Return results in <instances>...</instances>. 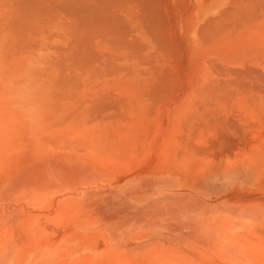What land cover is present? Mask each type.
Listing matches in <instances>:
<instances>
[{"label":"bare ground","instance_id":"obj_1","mask_svg":"<svg viewBox=\"0 0 264 264\" xmlns=\"http://www.w3.org/2000/svg\"><path fill=\"white\" fill-rule=\"evenodd\" d=\"M0 82L11 106L26 109L37 142L44 139L46 128L39 94L45 98L51 92L49 98L64 111L58 115L70 128L77 127L74 133L68 131L83 145V152H60L67 157L104 158L99 150L106 144L96 134L97 125L101 129L105 124L108 137L118 120L123 124L114 127L123 134L113 138L119 147L132 146L139 163L143 158L153 162L155 147L148 148L143 139L154 144L162 138V124L168 126L164 131L171 129L156 147V166L137 169L141 175L174 170L197 180L233 166H249L259 175L264 168V0H0ZM118 111L122 121L116 118ZM151 116L159 121L160 131L148 138L142 125ZM81 122H93L86 127L89 136ZM66 136L57 142L64 143ZM228 199L234 197L218 200ZM60 205L54 230L28 239L19 256L10 254V263L28 258L27 264H104L90 256L75 260L80 251L90 249L108 252L104 258L116 262L110 264H232L241 254L231 249L233 244L247 233L264 234L263 204L258 212L246 208L251 221L219 215L201 226L218 239L192 231L202 248L182 243L181 233L172 245L147 242L151 225L118 235L113 223L87 216L80 204L73 213ZM40 220L47 230L50 224ZM10 241L13 245L6 249L15 251L16 238ZM138 241L145 247L137 258L118 249ZM252 254L250 260L256 252Z\"/></svg>","mask_w":264,"mask_h":264},{"label":"rangeland","instance_id":"obj_2","mask_svg":"<svg viewBox=\"0 0 264 264\" xmlns=\"http://www.w3.org/2000/svg\"><path fill=\"white\" fill-rule=\"evenodd\" d=\"M116 90L120 89L116 88ZM2 91L0 82V264H12L9 262L10 254L13 253L19 256L28 239H33L42 233H49L54 230L60 218L58 204L68 208L70 213H73L80 204L84 207V213L87 216H99L105 222L113 223L118 235H120V232L127 234L135 229H148L147 226L151 225L150 227L154 230L146 238L147 242L157 240L158 242H163L159 243L161 245L165 243L172 245L176 243V236L181 233L182 243L195 244L199 248L204 246L199 237L192 234L195 230H200L201 233L215 239L219 237L214 231L209 233L201 229V226L215 222L214 217L225 215L235 221H251L248 218L250 211L246 208L256 212L263 208L264 168L261 169L262 172L260 171L259 175V171H255L249 166H235L236 168L233 166L234 168L231 167L226 171L207 174L197 180L190 179V174L188 173L174 170L173 172L168 171L165 173L151 170L149 173H143L142 175L141 173H136L139 168L156 166L157 158L160 156L158 153L160 150L156 147L162 142L161 139L169 137L171 130L169 127V132L168 130L164 131V128L167 127L168 129L166 124H162V138L154 141V144L151 143L150 139H143V142L147 143L148 148L150 144L155 147L153 152H150L153 161L151 163H148L145 158L139 163L138 158L134 156L135 153L131 151L132 146L119 147L116 137L114 136L115 138H113L115 133L117 137L123 134L122 128L115 129V127H118L117 123L119 126L123 124L118 120L114 125L115 127H111L110 134L114 132L113 135L108 137L105 124L101 125V129L104 127L105 130H101L97 125L98 132L96 134L101 136L99 140L104 141L103 143L106 144L99 150L106 155L104 158L91 157L88 160L79 157H67L61 153L63 151L83 152L81 151L83 150V145L79 138H76L78 139L77 141L73 138L76 135L72 133H74L75 129L77 130V127L70 128V123L63 122L64 116L58 115L59 112L64 113V111L55 99L49 98L51 92H45V98L39 94V99L42 100L43 105L41 117L45 119L44 126L46 128H43L41 132V138H44V141L39 139L37 142V140L34 141V137L31 134L32 123L28 122L26 109L23 106L22 108L12 107L11 101L6 98ZM116 92H119L118 95L121 94L120 91ZM44 101L45 103L47 101V103L45 104ZM49 101L53 106H48L50 105ZM52 103L57 106L54 107ZM119 115L118 111L116 118ZM120 118L122 119V117ZM120 118L117 119L122 121ZM60 119L62 122H58ZM91 119L90 121H92ZM47 120H52V123ZM87 120L89 121V117L85 121ZM98 120V118L95 119V121ZM145 120L147 122L142 125L144 134H149V136L147 135L148 138L151 135L154 136L155 133L159 134V121L152 116ZM57 123L59 124L56 125ZM89 123H80L81 129L82 124L85 127L82 132L87 136H89V133H85L87 131L86 127L93 125V122ZM150 126L152 127L150 128ZM122 127L125 126L123 125ZM47 131L48 133H45ZM59 131L66 132L60 134ZM54 132H58L59 135ZM54 134L58 138H55ZM63 134L65 135L62 137ZM66 134L68 135L66 136ZM59 136L61 141H63L65 136L70 141L65 138L64 143H60ZM51 138H53L54 142L60 143L59 146L56 143L49 144L53 142ZM49 139L51 140L50 142H48ZM56 139H59L58 142ZM106 139H108L107 142ZM32 141L34 142L32 143ZM62 144L66 147L65 150L61 146ZM109 144L113 152H109L106 148ZM54 145L56 148H54ZM52 153L53 155H50ZM56 153L59 154V157L54 156ZM61 156L67 158L63 159ZM110 158H114V160ZM193 166L194 164L190 163L189 169L191 171ZM220 196L222 198L225 196L234 197V199H228L229 202L227 200L222 202V200H218ZM51 201H54L52 207L50 206ZM41 218L48 221H45L46 224H50L48 225L49 231L45 229V224L43 221V223L41 222ZM138 224L137 228L131 226L135 225L136 227ZM52 226L54 227L52 228ZM239 231L242 232V230ZM194 233L196 234V232ZM235 233L234 231L231 234ZM247 234L253 236L250 238L246 235L244 240L232 245L231 249L234 252L242 254L237 260L233 259L231 261L232 264L236 261L237 264H258L260 261L259 264H264V241L262 242L264 234ZM10 238L13 239V242L14 238H16L15 251L6 249L8 243L12 242ZM12 245L13 243H11L10 247ZM144 247L145 243L138 241L136 243L122 244L118 246V249L129 257L137 258L143 254ZM252 251L256 252V254L253 260H250L253 256ZM107 253L98 254L90 249H84L76 255L75 260H80L83 256H90L92 258L90 259L91 261L99 259L104 264L116 263L110 258L108 260L104 258ZM18 262L19 259L16 264ZM27 262L28 258L24 259L21 264H27Z\"/></svg>","mask_w":264,"mask_h":264},{"label":"crops","instance_id":"obj_3","mask_svg":"<svg viewBox=\"0 0 264 264\" xmlns=\"http://www.w3.org/2000/svg\"><path fill=\"white\" fill-rule=\"evenodd\" d=\"M39 106H40V104H39ZM39 106H38V107H39ZM40 107H41V106H40Z\"/></svg>","mask_w":264,"mask_h":264}]
</instances>
